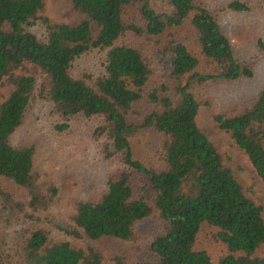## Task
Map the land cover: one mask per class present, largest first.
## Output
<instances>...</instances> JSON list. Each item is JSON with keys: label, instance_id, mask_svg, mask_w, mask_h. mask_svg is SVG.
Segmentation results:
<instances>
[{"label": "trees", "instance_id": "obj_1", "mask_svg": "<svg viewBox=\"0 0 264 264\" xmlns=\"http://www.w3.org/2000/svg\"><path fill=\"white\" fill-rule=\"evenodd\" d=\"M66 2L83 18L76 26L51 20L45 0H0V86L10 89L0 104V178L28 198L16 201L0 184L1 228L25 224L6 247L0 238V264H128L105 259L95 243L134 241L135 225L152 216L162 226L150 257L133 264H214L195 249L203 223L225 247L218 264H264L257 255L263 209L196 122L210 84L254 76V65L236 58L222 23L248 5L168 0L158 13L151 0ZM95 52L102 54V72L74 75V64ZM34 99L51 104L65 121L90 122L112 169L100 194L72 202L67 223L50 214L59 190L40 182L34 146L11 142ZM212 119L264 185V82L240 111L215 112ZM146 132L158 137L154 159L135 155L132 139ZM42 224L86 246L52 238Z\"/></svg>", "mask_w": 264, "mask_h": 264}, {"label": "rangeland", "instance_id": "obj_2", "mask_svg": "<svg viewBox=\"0 0 264 264\" xmlns=\"http://www.w3.org/2000/svg\"><path fill=\"white\" fill-rule=\"evenodd\" d=\"M226 1V0H224ZM249 10L246 13L224 15L222 23L230 39L236 58L254 65L251 79L210 84L202 97L203 101L196 117L197 126L215 144L227 160L235 178L243 191L264 213V185L256 176L246 155L234 144L230 135L220 130L212 116L215 112L240 111L258 94L264 82V1L242 0ZM153 8L162 13L167 10L168 0H151ZM47 16L56 23L76 26L83 19L74 13L66 0H45ZM94 33L98 32L92 26ZM261 45V46H260ZM102 54L92 53L78 60L73 67L76 76L96 77L101 70ZM10 89L0 86V104L8 96ZM66 126L64 130L59 127ZM12 144L33 145L35 164L40 173V182L45 187L54 185L59 194L50 214L55 221L67 223L72 210V202L85 200L100 194L105 185L111 166L103 161L99 143L94 139L92 124L83 118L65 121L55 108L44 101L34 99L28 108L23 125L13 135ZM135 155L154 159L158 148V137L152 132L141 133L132 139ZM1 186L10 192L16 201L26 203L25 192L12 182L0 178ZM41 226V224H40ZM161 222L152 216L135 225V240L125 243L114 238H102L95 243L105 259L119 258L128 264L146 260L150 257L148 247L161 229ZM25 224L2 229L6 234L1 238L4 247L19 235ZM51 232L52 238H66L73 244L84 248L85 242L73 240L55 231L51 225L42 224ZM216 229L206 223L200 226L196 236L195 249L205 251L214 264L225 254V247L215 243L211 235ZM264 258V245L257 251Z\"/></svg>", "mask_w": 264, "mask_h": 264}]
</instances>
